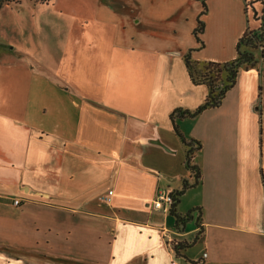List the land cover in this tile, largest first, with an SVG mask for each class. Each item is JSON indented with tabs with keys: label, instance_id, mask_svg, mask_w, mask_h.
<instances>
[{
	"label": "crops",
	"instance_id": "crops-1",
	"mask_svg": "<svg viewBox=\"0 0 264 264\" xmlns=\"http://www.w3.org/2000/svg\"><path fill=\"white\" fill-rule=\"evenodd\" d=\"M250 1L206 0L204 48L199 0H125L122 11L103 1L79 10L65 43L51 34L55 67L4 52L0 264H264V65L242 69L220 108L180 121L203 144L192 221L178 231L152 205L193 180L170 116L198 108L208 88L192 83L184 56L236 58L260 26ZM198 224L204 240L182 251L186 261L173 244Z\"/></svg>",
	"mask_w": 264,
	"mask_h": 264
},
{
	"label": "trees",
	"instance_id": "trees-1",
	"mask_svg": "<svg viewBox=\"0 0 264 264\" xmlns=\"http://www.w3.org/2000/svg\"><path fill=\"white\" fill-rule=\"evenodd\" d=\"M15 0H0V10L13 3ZM37 3H49L52 0H35ZM203 5L202 13L198 18V24L194 30L201 48L205 47L201 36L206 30L204 17L208 13L206 0H199ZM260 4L261 11L256 10L255 4ZM252 7L253 19L260 22L256 29L248 28L237 43L236 58L225 61H197L192 57L196 50H190L185 56L184 61L188 69L190 79L194 85H205L208 88V94L204 102L195 110L176 109L171 113L174 132L184 146L186 159L185 167L189 171L192 181L184 180L179 190L173 191L174 203L170 208V215L175 219V226L178 231H182L185 224L192 221L191 213L182 215L178 211V205L181 197L189 190L201 183L202 173L200 167L195 163V155L202 150L203 144L195 138H189L183 134L180 129V121L186 118H196L209 109L220 108L227 94L236 86L238 75L242 69H261L264 63V0L250 1L246 5V12ZM261 72V71H260ZM261 115V113H260ZM200 210V209H197ZM200 221V219H198ZM198 232L192 241L174 242L173 247L178 257L183 256L182 251H186L192 246L204 240V229L198 224ZM188 261V260H186Z\"/></svg>",
	"mask_w": 264,
	"mask_h": 264
},
{
	"label": "rangeland",
	"instance_id": "rangeland-1",
	"mask_svg": "<svg viewBox=\"0 0 264 264\" xmlns=\"http://www.w3.org/2000/svg\"><path fill=\"white\" fill-rule=\"evenodd\" d=\"M100 1L114 6L120 5L117 6L120 11L123 10L121 5L125 2V0H52L42 4L35 0H15L5 5L0 10V58L4 56V52L14 54L12 50L15 47L18 51L39 57L44 64L55 67L54 63L57 62L49 55L51 34L58 36L57 39L61 43H65L61 37L63 34L68 36L69 26L73 20L82 15L79 10ZM128 4L131 3L127 2L126 5ZM124 9L126 11L128 6ZM3 46H6L7 51L3 50ZM196 201L194 191L189 189L181 197L179 211L188 214Z\"/></svg>",
	"mask_w": 264,
	"mask_h": 264
},
{
	"label": "built area",
	"instance_id": "built-area-1",
	"mask_svg": "<svg viewBox=\"0 0 264 264\" xmlns=\"http://www.w3.org/2000/svg\"><path fill=\"white\" fill-rule=\"evenodd\" d=\"M113 197H114V191L110 190L107 194L101 195L99 197V200L105 204H111L113 201ZM20 203H21L20 200H16L14 202L16 206H19ZM173 203H174L173 192L170 190H162L158 192L156 198L152 202V205H153V208L156 210L169 211ZM172 242L173 240L171 241V243ZM207 256L208 254L205 253L204 257L206 258ZM172 264H179V262L173 261Z\"/></svg>",
	"mask_w": 264,
	"mask_h": 264
}]
</instances>
